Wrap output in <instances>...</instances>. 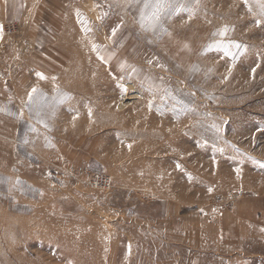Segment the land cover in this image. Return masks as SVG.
Segmentation results:
<instances>
[{
	"label": "rangeland",
	"instance_id": "obj_1",
	"mask_svg": "<svg viewBox=\"0 0 264 264\" xmlns=\"http://www.w3.org/2000/svg\"><path fill=\"white\" fill-rule=\"evenodd\" d=\"M145 2L0 0V264H264V0Z\"/></svg>",
	"mask_w": 264,
	"mask_h": 264
},
{
	"label": "snow or ice",
	"instance_id": "obj_2",
	"mask_svg": "<svg viewBox=\"0 0 264 264\" xmlns=\"http://www.w3.org/2000/svg\"><path fill=\"white\" fill-rule=\"evenodd\" d=\"M139 2V0H137ZM151 4L153 11L149 17V19H153L154 21H158L161 17V15L165 12L167 9H173L175 11H179L181 9H184L183 4H179L176 2V0H146L144 7L147 8ZM186 10V9H185ZM142 19L141 22L143 23L144 16L143 13L141 14ZM227 29H225L221 35H226ZM237 47H239L237 45ZM6 181L3 178H0V184L5 183Z\"/></svg>",
	"mask_w": 264,
	"mask_h": 264
}]
</instances>
